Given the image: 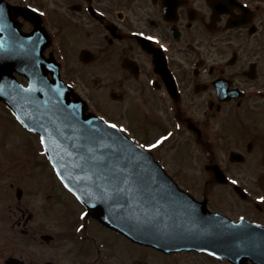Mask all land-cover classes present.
<instances>
[{
  "label": "flooded vegetation",
  "instance_id": "obj_1",
  "mask_svg": "<svg viewBox=\"0 0 264 264\" xmlns=\"http://www.w3.org/2000/svg\"><path fill=\"white\" fill-rule=\"evenodd\" d=\"M38 25L50 38L45 57L88 110L151 151L213 213L264 227V0H0L1 33ZM97 78L100 104L89 86ZM46 165L52 182L15 186L18 235L0 246V264H233L81 220L86 208ZM32 194L34 210L35 199L23 200ZM38 210L48 223L34 221Z\"/></svg>",
  "mask_w": 264,
  "mask_h": 264
},
{
  "label": "water",
  "instance_id": "obj_2",
  "mask_svg": "<svg viewBox=\"0 0 264 264\" xmlns=\"http://www.w3.org/2000/svg\"><path fill=\"white\" fill-rule=\"evenodd\" d=\"M41 28L16 36L6 30L0 37V101L43 138L58 176L88 213L163 250L198 249L234 262L246 254L264 264L263 230L202 207L151 153L86 111L85 101L59 79L57 66L44 59L48 40ZM14 71L27 77V86L16 81Z\"/></svg>",
  "mask_w": 264,
  "mask_h": 264
},
{
  "label": "rangeland",
  "instance_id": "obj_3",
  "mask_svg": "<svg viewBox=\"0 0 264 264\" xmlns=\"http://www.w3.org/2000/svg\"><path fill=\"white\" fill-rule=\"evenodd\" d=\"M18 80L26 83L20 76H18ZM99 83V78H97L95 82L94 80L90 81L89 86L93 89L91 99L100 104L102 95ZM46 160H48L47 156L42 151V145L36 135H32L22 125H19L10 111L0 103V246L4 245L7 240L13 243L17 240V226H14L13 229L12 221L15 216L13 215L11 218L9 214V207L11 206L10 208L13 209V204L16 201L15 186H23L27 181L33 185L31 189L34 190V188H39L38 184L52 182L53 178L50 177V171L46 168ZM31 198L35 200L34 203L29 204V208L34 210L31 205L40 199L36 194H32L25 195L23 200L28 201ZM44 219L46 218L38 210L34 221L48 223ZM200 258L202 257L200 256ZM177 259L178 264H187L189 261V259L181 257H177ZM188 263L191 264V262Z\"/></svg>",
  "mask_w": 264,
  "mask_h": 264
},
{
  "label": "snow or ice",
  "instance_id": "obj_4",
  "mask_svg": "<svg viewBox=\"0 0 264 264\" xmlns=\"http://www.w3.org/2000/svg\"><path fill=\"white\" fill-rule=\"evenodd\" d=\"M149 39H151V37H149ZM110 127H111V128H116L117 126H116L115 124H112V125H110ZM121 131H123V129H121ZM166 139H167V137H163L161 141H157V143L154 144V145H152L151 147L155 148V147L159 146V145L163 142V140H166ZM43 143H44V140H43V138H41V144H43ZM141 147H143V146H141ZM232 183L235 184L236 181H232ZM65 187L67 188L68 185L65 184ZM69 190L71 191V189H69ZM85 216H86V214H82L81 217H80V219H81V220L85 219ZM83 227H84V226L81 225L80 228H77V232L81 231V230L83 229Z\"/></svg>",
  "mask_w": 264,
  "mask_h": 264
}]
</instances>
